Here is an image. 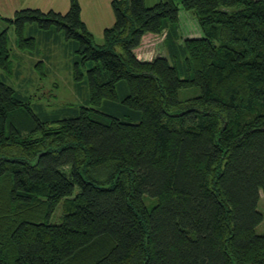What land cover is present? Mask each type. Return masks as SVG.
<instances>
[{
    "label": "trees",
    "instance_id": "trees-1",
    "mask_svg": "<svg viewBox=\"0 0 264 264\" xmlns=\"http://www.w3.org/2000/svg\"><path fill=\"white\" fill-rule=\"evenodd\" d=\"M111 7L102 45L77 0L7 20L31 55L26 26L62 32L88 99L48 111L0 80V264H264V0ZM180 10L201 36L182 39ZM162 33L167 56L139 60Z\"/></svg>",
    "mask_w": 264,
    "mask_h": 264
},
{
    "label": "rangeland",
    "instance_id": "rangeland-1",
    "mask_svg": "<svg viewBox=\"0 0 264 264\" xmlns=\"http://www.w3.org/2000/svg\"><path fill=\"white\" fill-rule=\"evenodd\" d=\"M81 8V20L92 34L94 44L102 45L103 31L112 27L114 14L111 7L112 0H77ZM167 0H144L146 7H152ZM180 4V0H172ZM70 0H0V32L6 31L8 48L10 50V67L8 72L0 71V80L24 94L31 95L34 105H42L44 109L59 110L63 106L79 107L86 104L88 89L86 84L79 87L72 78L75 61L74 46L68 42L62 32L55 29L46 32L35 25L25 27L24 35L35 38L36 49L31 55L17 48L16 34L13 25L7 20L12 19L14 13L21 9H39L42 12L50 10L66 13ZM180 30L182 39L201 36L195 19L190 12L180 10ZM164 33L151 35L142 39L135 49L136 57L141 61H150L155 57H166L162 40ZM43 62L45 76L38 75L36 65ZM199 90L181 89L179 98L184 100L198 95ZM35 109V108H34ZM36 112H38L35 109ZM148 203V200H146ZM258 211L264 215V195L259 192ZM57 211L56 215H59ZM57 221V220H56ZM257 234H264V216L255 229Z\"/></svg>",
    "mask_w": 264,
    "mask_h": 264
},
{
    "label": "crops",
    "instance_id": "crops-1",
    "mask_svg": "<svg viewBox=\"0 0 264 264\" xmlns=\"http://www.w3.org/2000/svg\"><path fill=\"white\" fill-rule=\"evenodd\" d=\"M148 36H151V34H147V35H145L143 38L148 37ZM199 36H200V35H199ZM199 36H197V37H199Z\"/></svg>",
    "mask_w": 264,
    "mask_h": 264
}]
</instances>
